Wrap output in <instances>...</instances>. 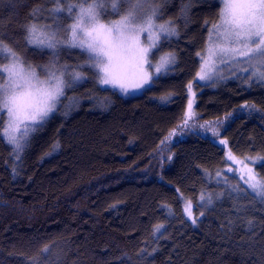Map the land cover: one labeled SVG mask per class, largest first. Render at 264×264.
Masks as SVG:
<instances>
[{"label": "trees", "instance_id": "trees-1", "mask_svg": "<svg viewBox=\"0 0 264 264\" xmlns=\"http://www.w3.org/2000/svg\"><path fill=\"white\" fill-rule=\"evenodd\" d=\"M42 2L21 0L15 12L0 5L3 30L21 52L20 24ZM161 11L159 21L171 20L179 33L157 50L176 53L167 75L129 96L91 78L66 89L20 160L0 135V264H264V206L233 190L248 185L227 159L229 149L264 180V85L250 87L238 72L197 79V53L219 0H166ZM27 57L43 63L49 53L29 48ZM84 59L64 49L59 62ZM189 100L193 116L183 127ZM245 103L260 111L250 114ZM202 192L212 193L213 205L199 201ZM187 200L195 224L184 212Z\"/></svg>", "mask_w": 264, "mask_h": 264}, {"label": "snow or ice", "instance_id": "snow-or-ice-1", "mask_svg": "<svg viewBox=\"0 0 264 264\" xmlns=\"http://www.w3.org/2000/svg\"><path fill=\"white\" fill-rule=\"evenodd\" d=\"M163 2L166 0H43L30 11V19L20 24L23 52L17 47L20 41L5 32L0 23V113L7 116L6 122L0 116V135L12 146L17 160L30 145L32 134L41 130L57 110L66 89L91 78L99 85L119 88L127 93L129 89L143 88L152 80L150 68H154L156 75L169 73L170 66L176 63L175 52L160 56L155 64L150 59L155 54L154 50L160 49L172 37L179 36L171 20L156 22L163 15ZM19 3L21 0H0V5L10 7L13 12ZM219 3L217 21L209 30V41L218 50L214 55L222 64L230 61L239 64L237 58H243L246 67H241L240 71L248 75L241 79L250 87L253 82L264 85V0H219ZM187 7L186 4L182 12ZM143 33H148L150 42L147 46L140 41ZM29 48L37 54L47 51V63L33 64L27 57ZM64 49H78L85 59L75 65L61 64L60 53ZM205 64L207 61L202 63L197 73L200 80L211 79L210 73L215 71L214 68L206 70ZM85 69L91 70V77ZM191 107L192 101L189 100L183 127H188L192 119ZM241 107L250 114L260 111L255 104L245 103ZM214 135L218 133L214 131ZM168 139L166 137L161 143ZM220 143L227 144V141L221 140ZM58 148V142L52 146L53 151ZM227 159L236 161L231 153ZM17 174L14 167V178ZM217 176H220L219 172ZM245 183L247 190L239 185L232 186L233 190L254 195L256 202L264 206V180H254L249 175ZM222 196L223 193H218L215 199ZM199 201L205 207L214 204L212 193L205 195L202 192ZM234 209L237 213L246 210L245 206L237 205ZM184 212L195 224L191 200L186 201ZM234 223L228 221V225ZM246 224L247 231L252 232L255 228L253 220H247ZM163 228L162 224L156 225L154 235ZM48 251V246L41 250L42 254ZM30 264H40L39 258L31 259Z\"/></svg>", "mask_w": 264, "mask_h": 264}, {"label": "rangeland", "instance_id": "rangeland-1", "mask_svg": "<svg viewBox=\"0 0 264 264\" xmlns=\"http://www.w3.org/2000/svg\"><path fill=\"white\" fill-rule=\"evenodd\" d=\"M165 21H159L157 20V23H164ZM140 41L144 46H147V44L150 42L148 39V33H143L140 36ZM218 50L215 47L214 44H212L209 41V34L207 37V41H206V45H205V49L202 51V53L199 56V66L196 72V77L197 79H199V77L197 76V73L200 71L201 69V65L202 63H204V61H207V64H205V69H212L214 68L215 71L211 72L214 73L216 76H219L222 78H225L228 75H232L236 72H238L239 74H244V72L240 71L241 67H246V65L243 64V58L238 57L237 59L240 61L239 64H237L235 61H230L228 64H222L219 62V59L216 55H214V53H216ZM154 56L150 57V59H152L153 63H157L159 61L160 56L165 55L166 53H170V51H164V52H159L157 50H154ZM204 58L203 60L201 58ZM47 62H43V63H33V64H45ZM147 67V66H145ZM150 72L153 73L152 78L158 76L155 74V70L154 68H150L148 69ZM37 71H40L39 69H37ZM210 73V74H211ZM230 73V74H228ZM248 74V73H246ZM43 78V77H42ZM148 84V83H147ZM145 84L143 86V88L147 85ZM101 87H105V88H111L116 90L119 94L123 95V96H129L135 93L140 92L143 88L141 89H137V90H133V89H129V91L127 93L122 92L119 88H113L111 86H102ZM6 115V113H5ZM6 120H7V116H6ZM6 140V139H5ZM228 152L230 153V150L227 149ZM228 153V155H229ZM233 156L236 158V161L233 162L232 160H229V162L234 166L235 170L238 172V174L245 180L249 179V175H251L254 180H259L256 175L255 172L253 171L252 167L246 162V160H244L243 158L236 156L233 154Z\"/></svg>", "mask_w": 264, "mask_h": 264}]
</instances>
